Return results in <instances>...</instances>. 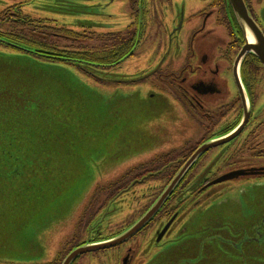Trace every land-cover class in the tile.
Here are the masks:
<instances>
[{
	"label": "flooded vegetation",
	"instance_id": "1",
	"mask_svg": "<svg viewBox=\"0 0 264 264\" xmlns=\"http://www.w3.org/2000/svg\"><path fill=\"white\" fill-rule=\"evenodd\" d=\"M254 1L244 3L258 25ZM191 3L194 6L187 9ZM115 8L126 22L114 32ZM42 9L76 18L81 41L103 38L108 48L119 51L114 64L86 65L93 74L116 69L141 47L152 50L158 66L150 74L148 97L164 100L167 109L156 128L146 132L143 150L153 157L93 189L75 218L74 236L54 260L41 264H61L72 250L103 246L133 227L188 160L190 167L144 227L121 244L83 253L72 264H148L179 244L195 210L215 202L231 207L226 213L229 224L223 226L230 235L226 231L212 237L210 246L220 242L221 249L236 254L232 264H264V70L250 53L236 62L245 43L229 1L0 0V25L5 20L24 21L33 26L34 34L42 33L45 30L37 28ZM43 19L57 28L55 19ZM185 23L190 30L177 35ZM1 40L5 39L0 32V46L7 48ZM11 47L40 63L86 62L25 44ZM245 200L251 206L254 202L253 208L244 209ZM232 216L239 217L241 227L231 223Z\"/></svg>",
	"mask_w": 264,
	"mask_h": 264
},
{
	"label": "rangeland",
	"instance_id": "2",
	"mask_svg": "<svg viewBox=\"0 0 264 264\" xmlns=\"http://www.w3.org/2000/svg\"><path fill=\"white\" fill-rule=\"evenodd\" d=\"M193 6V3L187 4L186 8ZM253 7L258 25L264 29V0H255ZM42 10V19L51 17L55 19L57 28L71 27L80 33L76 18L61 13L46 14ZM119 12V8L113 11L117 17L113 21L117 23L112 30L114 32L122 30L126 22V17L119 15ZM47 24L39 23L37 28L42 25L49 27ZM189 30V25L185 23L177 35ZM0 31L15 34L23 32L9 23L0 25ZM23 34L27 40L59 49H94L108 44L103 38L87 41L72 38L73 41L71 38L66 39V35H51L53 32L46 37H39L42 34L40 32L33 36ZM9 45L13 46L12 43ZM14 56L24 55L0 46L1 115L7 117L11 112L15 114L13 128L17 135L38 142L44 155L37 157L46 159V165L42 171L40 169L32 173L33 166L29 164L24 173L9 177L8 182L0 185V264L48 263L57 257L64 244L74 236L75 218L90 200L93 189L110 183L128 168L153 157V154H146L143 150L147 145L146 132L151 133L153 126L156 128L167 104L164 100L148 97V85L152 82L150 74L157 69L155 63L158 58L152 50L141 47L135 57L128 58L116 69L97 74L95 79L76 67H68L74 76L67 81L71 86L75 82L81 86V89L73 90L74 95L71 97L68 110L72 112L66 115L70 125L65 133L59 131L57 134L39 135L44 130L42 126L51 128L53 120L43 117L36 102L23 100L25 96L14 83L21 79V75L13 64H8ZM24 110L29 114L16 115ZM79 117L85 122L79 123ZM57 136L60 140L50 145L52 149H49L47 140L51 141L53 137L57 139ZM26 172L29 175H25ZM218 203L212 204L211 208L206 205L195 210L194 218L183 227L185 235H179V238L184 235L179 244L161 251L147 263L232 264L237 261L236 254L220 248V242H214V248L210 246L212 237L224 235L227 231L223 226L227 225L226 213L231 210V207H224V203ZM244 204V209L251 206L248 200ZM254 205L253 202L251 208ZM231 223L241 227L237 224L240 223L239 217L232 216ZM227 232L230 235V231ZM234 243L238 245L237 241Z\"/></svg>",
	"mask_w": 264,
	"mask_h": 264
},
{
	"label": "water",
	"instance_id": "3",
	"mask_svg": "<svg viewBox=\"0 0 264 264\" xmlns=\"http://www.w3.org/2000/svg\"><path fill=\"white\" fill-rule=\"evenodd\" d=\"M232 11H234L236 22L243 33L245 46L240 51L236 62H239L246 54L250 53L257 57L260 64H262L264 70V34L260 30L259 26L255 21L252 20L248 10L246 9L244 0H228ZM5 45H9L5 40H1ZM7 45V46H8ZM14 47V45H13ZM29 52V51H26ZM32 53V52H29ZM11 63L14 69L21 75V79L14 81L15 86L19 91L23 93L25 98L23 100H30L37 103L38 108L44 114V118H51L53 123L50 125L51 128H47L46 125L44 130L39 135L55 133L59 131L66 132L68 128V122L66 115L70 114L68 108L71 106V97L74 95V89H81L78 83H74L73 86L67 81L69 78H73V74L66 68H62L56 65L49 66L45 63H38L31 57L27 56H14L9 59L8 64ZM82 72H87L93 76L90 71H87L85 66L78 64ZM77 111V110H76ZM0 111V185H4L8 182L9 177H14L24 173L25 168L32 164L34 173L36 170H43L46 165V159L38 158V155H44L40 151V145L35 140L25 138L17 135L16 130L13 128V117L14 113L11 112L7 117L2 116ZM77 113H80L78 108ZM29 114L28 111L24 110L21 113H16L18 116ZM79 123H84L85 120L81 117L77 119ZM62 133V134H63ZM53 137V139L47 140L46 146L52 149L51 146L55 145L59 140V136ZM44 139H42L43 141ZM55 141V142H53ZM53 142V143H52ZM52 143V144H51ZM51 145V146H50ZM33 155V158H31ZM191 163V161H190ZM190 167L189 160L186 165L180 170L176 178L170 182L165 189V192L161 195L160 199L155 202V205L151 208L144 217L140 219L133 227L124 231L123 234L115 237L109 242H105V245L98 246H82L71 251L67 257L62 261L61 264H72V262L81 256L83 253L103 249L106 247H113L114 245L121 244L125 240L135 235L138 230L145 226L149 219L160 209L159 207L165 202L167 195L176 187V184L183 176L184 172ZM24 171V172H23ZM25 175H29L26 172Z\"/></svg>",
	"mask_w": 264,
	"mask_h": 264
},
{
	"label": "trees",
	"instance_id": "4",
	"mask_svg": "<svg viewBox=\"0 0 264 264\" xmlns=\"http://www.w3.org/2000/svg\"><path fill=\"white\" fill-rule=\"evenodd\" d=\"M42 22H40L41 24H43L45 22V19H41ZM5 24L9 23V24H14L15 28H19L20 31L23 32H19L18 34H15L13 32H7V33H2V37H4L5 40H8L9 43H12L13 45H18L19 44H25L27 45L28 48H38V49H42L43 52H46L48 54L51 53H59L61 56H67L70 58H75L76 60H81V61H86L88 63H75V64H71L66 62L65 60H54L55 65L59 66V67H64L67 70L68 67L73 68L76 67L78 69L79 66L78 64H81L83 67L88 65V66H93V67H104L106 65H110V64H114L117 60V54L116 51L113 49L108 48L107 45H105L104 47L101 48H94V49H86V48H73V49H67V48H55V46H48L45 43H37L36 41H31V40H27L25 39V34L23 33H27V34H31V36L35 35L34 31H33V26H31L28 22H24V21H17V22H13V21H4ZM3 23V24H4ZM39 28L44 29L45 31L42 32L41 35H39V37H46L47 35H50L51 32H53V34L51 35H66V39H74V40H78L80 39L78 36V33H76L75 31H68L66 29H59L53 26V28L51 27H46V26H40ZM38 28V29H39ZM50 29L52 31H50ZM50 31V32H48ZM41 33V32H40ZM70 39V40H71ZM72 39V40H73ZM73 40V41H74ZM7 48H10L12 51H15V49H13L11 46H7ZM49 58V57H48ZM70 71V70H69Z\"/></svg>",
	"mask_w": 264,
	"mask_h": 264
}]
</instances>
